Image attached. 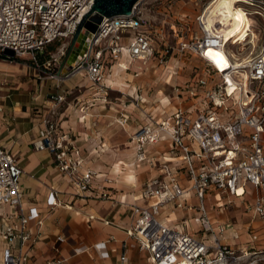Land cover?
Here are the masks:
<instances>
[{
    "label": "built area",
    "instance_id": "built-area-1",
    "mask_svg": "<svg viewBox=\"0 0 264 264\" xmlns=\"http://www.w3.org/2000/svg\"><path fill=\"white\" fill-rule=\"evenodd\" d=\"M92 1L0 0V57L28 55L30 63L37 65L44 47L60 40L69 43ZM210 1L204 0L194 16L199 35L180 42L182 48L189 49L204 62L208 78L216 77L199 95L194 88L187 90L186 99L200 96L198 102H203L205 107L195 110L194 106L178 104L168 115L146 116L129 135L135 147V161L153 164L156 158L145 153L144 145L155 146L163 140L169 144L167 154L158 160L157 174L144 181L138 190L136 198L145 204L129 205L133 219L124 229L125 235L145 252L149 264H264V255L258 256L261 251L252 244L257 240L254 228L247 227V249L234 250L221 238L226 229H231L235 236L232 225L214 221L207 215L206 200L210 195L217 193L221 196L219 200L225 196L242 197L249 187L251 218L264 221V60L261 55L264 44L260 52L251 56H241V50H227V43L237 45L243 39L230 38L224 42L205 28L203 12ZM235 4L246 12L250 21L251 15L256 16L264 29V0H240ZM139 12L137 1L129 14L103 16L77 62L60 77L66 79L83 72L91 85L105 88L102 83L105 54L114 59L124 51L132 60H145L157 52L149 21ZM245 38L248 42L249 34ZM209 47L220 48L230 65L223 70L216 66L206 55ZM66 49L67 45L46 63L49 60L59 63ZM63 99L57 93L48 95L51 105L42 119L44 127L32 145L35 150L50 154L53 167L79 196L89 189L98 173L85 166L84 156L73 140L57 131L53 116ZM127 120L128 116L122 113L117 121L124 125ZM22 174L15 158L0 145V204L11 207L18 219L16 233L9 225L0 229V238L9 244L0 264H24L28 258L32 239L25 230L27 217L21 208ZM181 178L186 185L180 184ZM190 194L196 200L197 214L192 217L196 230L179 231L157 220L159 207L171 204L174 210L183 208ZM46 199L55 205L54 191ZM225 204L217 202L219 213ZM14 238L16 243L12 244ZM52 250L57 252L55 246ZM124 259L121 253L119 264ZM62 263L63 259L55 255L44 264Z\"/></svg>",
    "mask_w": 264,
    "mask_h": 264
},
{
    "label": "crops",
    "instance_id": "crops-1",
    "mask_svg": "<svg viewBox=\"0 0 264 264\" xmlns=\"http://www.w3.org/2000/svg\"><path fill=\"white\" fill-rule=\"evenodd\" d=\"M153 55H149L145 60H132L124 51L114 59L105 54L103 56L104 67L106 63H109L111 68V73L105 79L106 86L113 88L111 83L117 74L122 76L124 81L125 77L130 78L131 75L129 76L127 72L130 62H143ZM0 59L5 60L3 57ZM137 68L139 67L133 66L132 71ZM170 78L171 75L165 82H168ZM215 80L216 77L210 79L209 82L205 77L200 78L197 94L199 95L202 89ZM126 91L130 96L135 93L134 88L129 85ZM50 93L52 92H48L47 95ZM2 95L0 94V145L15 158L23 171L20 180L23 194L21 208L22 213L27 217L25 230L32 239L27 251L28 258L24 264H44L47 259L55 255L63 259L62 264H119L118 257L121 253H124L125 257L123 264H149L145 259V252L138 249L133 238L125 235L124 229L130 226L133 219L129 205L133 202L139 205L145 204L144 200L136 198L138 190L144 181L157 174L158 160L161 155L167 154L169 148L167 141L163 140L155 146L144 145L145 153L156 158L155 163L150 164L146 160L135 161L134 143L129 140L131 153L128 166L132 170L131 173L126 172L121 175L122 183H111L110 180L107 181L108 183L104 182L101 179L102 174L98 173V177L92 180L89 189L78 196L75 195L67 179L53 167L50 154L45 150H35L32 145L43 130L42 119L48 112L47 106L50 102L43 101L42 98L23 101L10 97L8 94ZM199 99L200 96H192L185 99L183 103L172 104V108L164 115L170 114L178 104L194 106L195 110L203 109L205 104L198 102ZM63 100L56 106L53 116L57 131L66 133L73 140L84 156L85 166L96 171L106 169L103 164H91V159L94 160L100 154L114 152L111 147L106 146L105 139V143L101 142L103 140L100 138L101 135H98L100 133L95 132L97 122L88 121V113L83 107L79 111L78 109L74 111V115L68 116V108L58 109ZM161 102L169 104L165 96H161ZM131 121H134L136 125L129 134L137 128L138 123L142 122L137 117L128 118L127 123ZM114 171H118L116 166ZM179 182L182 186L186 185L183 178L179 179ZM248 189L249 187L242 197L225 196L219 200L221 196L214 193L206 200L207 215L212 220L232 225L235 236L231 233V229H226L221 233V238L229 245H237L236 248L241 247L239 246L241 244L239 229L228 218L220 217L222 212H218L216 204L220 201L228 204L231 201L242 199L251 203L252 195ZM51 190L55 194V205H50L46 199ZM185 203V207L176 210L172 209L171 204L159 207L157 220L179 231L193 232L197 228L192 222V217L197 214L194 196L190 194ZM12 213L11 207L0 204V229H3L4 225H9L16 233L18 219ZM249 213L251 217V212ZM89 215H92V218H89ZM251 219H255V223L254 225L248 224L247 227L254 228L257 235V240L252 244L260 249L264 246L260 244L262 238L260 234L263 231L260 227L264 228V221L257 218ZM104 221L108 222L104 223ZM57 237L60 238L59 241L56 240ZM207 241H210V237ZM247 241H249L248 238L245 242ZM11 243L15 244L16 238ZM8 246L7 241L0 238V261L4 249ZM53 246L57 248L56 253L52 250Z\"/></svg>",
    "mask_w": 264,
    "mask_h": 264
},
{
    "label": "rangeland",
    "instance_id": "rangeland-1",
    "mask_svg": "<svg viewBox=\"0 0 264 264\" xmlns=\"http://www.w3.org/2000/svg\"><path fill=\"white\" fill-rule=\"evenodd\" d=\"M203 1L138 0L139 15L149 21L150 35L154 39L157 52L146 61L128 64L127 72L132 77H125V82L134 88L133 96L128 95L126 90L117 91L106 86L105 79L111 73L109 63H106L102 75L105 88L99 89L91 85L83 72L66 79L58 78L60 74L56 73L59 71L66 51L59 63L49 60L47 64L46 60L55 57L61 49L68 46L65 40L56 41L44 47L37 65L30 63L28 55L7 56L3 58L5 60L0 59V94H8L10 97L23 101H33L32 99L37 98L45 101L48 98L47 93L51 91L64 97L58 109L68 108V116L74 115V111L77 109L79 111L82 107L86 109L88 121L97 122L94 130L103 137L100 136L103 140L101 142L106 141V146L114 150V152L100 154L94 160L91 159V164L98 163L106 167L103 170H95L102 174L101 179L104 182L110 180L111 183H122L121 175L126 172L131 173L132 170L128 166L131 153L128 141L129 133L136 124L134 121L124 125L119 124L117 120L120 114L123 113L131 119L137 117L142 121L141 123L146 116L162 117L172 108V104L184 102L188 96L187 90L194 87L198 91L200 78L205 77L207 82L210 81V78L205 75L203 61L195 53L180 45L181 41L193 40L194 35H199L194 16ZM250 18L253 24L251 28L257 35L254 46L248 44L245 38L237 45L227 43V50L233 52L241 50V56L246 54L251 56L261 51L264 44L262 23L256 16L251 15ZM164 49L167 50L165 53ZM159 55H162L161 61H159ZM133 66L139 68L132 71ZM169 75H171L170 80L165 82ZM161 96H165L169 104L161 102ZM50 105L47 106L48 109ZM115 166L118 171H114ZM249 214V203L242 199L225 204L220 215L237 225L241 242L239 246L245 249L248 247L245 241L249 234V229L246 227L248 224L255 223V219H251ZM260 229H263L260 236L264 238V228L260 227ZM262 238L260 244L264 245ZM231 247L235 250L237 245H231ZM259 250L261 252L258 256L261 257L264 255V248L261 247Z\"/></svg>",
    "mask_w": 264,
    "mask_h": 264
},
{
    "label": "bare ground",
    "instance_id": "bare-ground-1",
    "mask_svg": "<svg viewBox=\"0 0 264 264\" xmlns=\"http://www.w3.org/2000/svg\"><path fill=\"white\" fill-rule=\"evenodd\" d=\"M236 1L240 0H211L203 12L204 26L208 31L219 35L224 42L230 38L242 40L249 34L250 42H248L254 46L257 35L253 28H251L253 26L252 21H250L246 12L235 4ZM206 55L221 70L230 65L220 48L209 47L206 50ZM261 55L264 60V48ZM57 77L61 78L60 76ZM111 86L113 87L112 89L117 91H124L128 87L123 77L118 74L112 80ZM230 88L228 87V89Z\"/></svg>",
    "mask_w": 264,
    "mask_h": 264
},
{
    "label": "water",
    "instance_id": "water-1",
    "mask_svg": "<svg viewBox=\"0 0 264 264\" xmlns=\"http://www.w3.org/2000/svg\"><path fill=\"white\" fill-rule=\"evenodd\" d=\"M138 0H93L89 9L81 16L66 49L59 74L68 72L77 62L95 32L101 18L129 14Z\"/></svg>",
    "mask_w": 264,
    "mask_h": 264
},
{
    "label": "trees",
    "instance_id": "trees-1",
    "mask_svg": "<svg viewBox=\"0 0 264 264\" xmlns=\"http://www.w3.org/2000/svg\"><path fill=\"white\" fill-rule=\"evenodd\" d=\"M39 57H41V55L38 56V59H39Z\"/></svg>",
    "mask_w": 264,
    "mask_h": 264
}]
</instances>
